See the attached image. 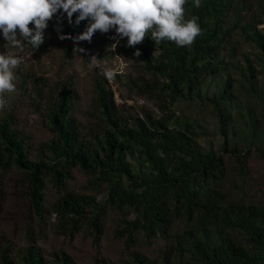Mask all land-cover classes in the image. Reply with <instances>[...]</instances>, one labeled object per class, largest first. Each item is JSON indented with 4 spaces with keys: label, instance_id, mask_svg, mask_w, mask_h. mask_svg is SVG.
<instances>
[{
    "label": "trees",
    "instance_id": "obj_1",
    "mask_svg": "<svg viewBox=\"0 0 264 264\" xmlns=\"http://www.w3.org/2000/svg\"><path fill=\"white\" fill-rule=\"evenodd\" d=\"M185 9V18L196 17L202 30L191 46L167 40L155 45L146 38L126 48L134 57L137 49L141 53L140 70L125 76L126 83L156 102L159 114L126 113V95L113 88L119 75L112 81L96 75L94 117L83 123L70 75L45 95L41 112L50 136L35 155L31 138L7 117L0 120V174L23 172L30 209L39 220L55 214L57 233L73 236L83 228L96 242L108 209L120 214L118 232L134 249L128 260L95 264H264V188L254 191L256 185L248 184L249 157L264 160V30L257 28L264 23V0H202L200 8L188 0ZM86 24L76 25L74 16L69 25L65 17L60 34L77 36ZM56 26L54 17L39 48L25 46L44 53L49 41L59 40L69 59L74 47L91 51L86 41H61ZM183 100L214 114L221 139L216 149L199 146L206 134L200 123L184 114L180 121L174 105ZM74 168L90 177L95 192L69 188ZM48 184L56 193L49 204ZM101 189L105 194L96 199ZM155 238L168 243L159 258L135 249ZM0 264L77 263L64 250L44 256L29 236L13 254L2 245Z\"/></svg>",
    "mask_w": 264,
    "mask_h": 264
},
{
    "label": "rangeland",
    "instance_id": "obj_2",
    "mask_svg": "<svg viewBox=\"0 0 264 264\" xmlns=\"http://www.w3.org/2000/svg\"><path fill=\"white\" fill-rule=\"evenodd\" d=\"M114 36V30L106 34L97 32L90 42L86 41L92 44L91 51L80 46L79 48L85 49V52L73 53L69 59L59 40L49 41L48 49L44 53L33 51L25 45L24 50L20 52L17 49L4 48L6 41L0 34V52L12 51L23 58L22 64L16 70L17 90L11 96H6L7 103L5 108L0 111V120L7 117L11 120V127L20 129L31 138L29 140L32 146L31 155H35L38 144L50 136L41 112V107L45 103V95L53 90L57 82L65 80L70 75L73 76L80 95L76 104V116L83 123H87L94 117L92 105L94 76L104 75L103 72L108 69L114 71L121 78L119 83L113 82V88H118L121 93L126 95L127 104L123 106L126 113L138 116L143 114V110L153 115L160 113L156 102L137 94L127 85L125 76L135 77L140 70V61L126 50V38L116 37L120 43L115 50H112L111 45L115 43ZM53 37L57 39L56 34H53ZM93 55L100 59V67L90 69L88 61ZM115 97L119 98L118 92H115ZM174 109L180 121L183 120L184 114L202 125V130L206 134L204 133L197 140L201 148L204 150L216 149L219 146L221 139L218 135L216 118L211 110H200L194 102L184 100L176 103ZM251 155L249 159L252 169L248 176V184H255L254 191H256L259 188H264V182L260 177V175H264V160L258 155ZM22 174L23 172L17 169L0 174V247L5 244L9 245L13 254L25 243L27 237L33 236L34 243L40 246L46 257L53 251L64 250L77 264H95L96 259L118 262L129 259L130 252L134 247L127 245L125 233L121 236L118 232L117 223L120 214L116 210L108 209L104 219L103 233L96 242L91 234L83 228L73 236L57 233L52 224L55 221V214L42 218L48 224H44L42 230H39L38 225L43 221L39 220L30 209ZM89 179L87 174L74 168L73 178L68 182L69 188L79 193L95 192L96 189L89 184ZM238 182L241 183L240 180ZM245 188H247V184H245ZM45 193V201L49 204L56 196L54 187L48 184ZM96 194V199H101L105 190L101 189ZM167 244L165 240L155 238L150 241H141L135 249H139L148 257L159 258Z\"/></svg>",
    "mask_w": 264,
    "mask_h": 264
},
{
    "label": "clouds",
    "instance_id": "obj_3",
    "mask_svg": "<svg viewBox=\"0 0 264 264\" xmlns=\"http://www.w3.org/2000/svg\"><path fill=\"white\" fill-rule=\"evenodd\" d=\"M187 3L188 0H0V34L6 49L22 52L25 43L37 49L45 41L49 21L56 17L58 38L70 39L74 44L90 42L97 32L106 34L114 30L112 50L120 43L116 37L127 38L126 46L133 48L146 38L155 45L167 40L178 47L191 46L202 30L196 17L185 18ZM201 5L202 0H192L193 7ZM74 16L76 25L87 21L85 31L77 36L60 34L64 18L72 25ZM257 28L264 30V24ZM82 52L85 49H73V53ZM134 55H141L139 49ZM22 62L23 58L12 51L0 52V111L5 108L6 96L17 90L16 70ZM88 67H100V59L91 56ZM103 74L111 80L115 72L108 69Z\"/></svg>",
    "mask_w": 264,
    "mask_h": 264
},
{
    "label": "built area",
    "instance_id": "obj_4",
    "mask_svg": "<svg viewBox=\"0 0 264 264\" xmlns=\"http://www.w3.org/2000/svg\"><path fill=\"white\" fill-rule=\"evenodd\" d=\"M115 99H116L117 102H121V99L120 98L115 97Z\"/></svg>",
    "mask_w": 264,
    "mask_h": 264
}]
</instances>
